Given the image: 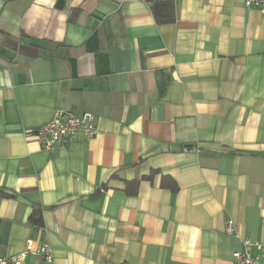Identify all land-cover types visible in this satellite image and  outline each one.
Listing matches in <instances>:
<instances>
[{"label":"crops","instance_id":"0c3cea01","mask_svg":"<svg viewBox=\"0 0 264 264\" xmlns=\"http://www.w3.org/2000/svg\"><path fill=\"white\" fill-rule=\"evenodd\" d=\"M160 1L0 0V255L233 264L264 242V13L169 0L159 22ZM57 108L96 133L44 149L27 131Z\"/></svg>","mask_w":264,"mask_h":264},{"label":"built area","instance_id":"2783aa9c","mask_svg":"<svg viewBox=\"0 0 264 264\" xmlns=\"http://www.w3.org/2000/svg\"><path fill=\"white\" fill-rule=\"evenodd\" d=\"M142 1L147 5H151L157 0ZM243 4L245 7H255L264 13V0H243ZM78 129H82L88 137L93 136L97 131L93 114L86 112L77 115L71 110L57 108L48 122L27 131V133L38 141L44 149L54 151L63 146ZM225 232L228 234L234 233V228L230 220H227L225 223ZM242 243L243 249L236 250L232 253L234 259L233 264H264V242H252L250 239L245 238L242 240ZM251 244L257 250L255 255H251L249 252ZM29 251H32L31 241H27L26 249L23 251L9 255H0V264H23ZM32 252L38 254L47 262L53 260L51 249L47 243L39 245ZM98 264L122 263L100 261Z\"/></svg>","mask_w":264,"mask_h":264},{"label":"trees","instance_id":"16d2710c","mask_svg":"<svg viewBox=\"0 0 264 264\" xmlns=\"http://www.w3.org/2000/svg\"><path fill=\"white\" fill-rule=\"evenodd\" d=\"M153 11H154L155 17L157 18L159 22L173 21V4L171 1L165 0V1H160L156 3L155 5H153ZM170 180L172 184L169 186V188L172 191H175L177 189V185L175 181H173L172 179ZM131 183L135 187L133 190H131V192L134 193L136 189L137 180L132 181ZM4 195H9V194L4 193ZM29 219L31 222L35 224H41L42 223L41 209H36V208L33 209V211L31 212L29 216Z\"/></svg>","mask_w":264,"mask_h":264}]
</instances>
